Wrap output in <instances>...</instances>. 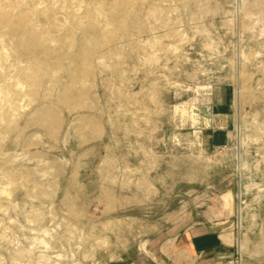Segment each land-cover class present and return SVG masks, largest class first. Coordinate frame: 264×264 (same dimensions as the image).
Returning a JSON list of instances; mask_svg holds the SVG:
<instances>
[{
    "label": "rangeland",
    "instance_id": "rangeland-1",
    "mask_svg": "<svg viewBox=\"0 0 264 264\" xmlns=\"http://www.w3.org/2000/svg\"><path fill=\"white\" fill-rule=\"evenodd\" d=\"M2 188L0 264H108L227 194L264 264V0H0Z\"/></svg>",
    "mask_w": 264,
    "mask_h": 264
},
{
    "label": "crops",
    "instance_id": "crops-1",
    "mask_svg": "<svg viewBox=\"0 0 264 264\" xmlns=\"http://www.w3.org/2000/svg\"><path fill=\"white\" fill-rule=\"evenodd\" d=\"M188 119L193 124L196 117ZM228 197V198H227ZM230 195L205 209H186L140 247L128 248L108 264H233Z\"/></svg>",
    "mask_w": 264,
    "mask_h": 264
},
{
    "label": "bare ground",
    "instance_id": "bare-ground-1",
    "mask_svg": "<svg viewBox=\"0 0 264 264\" xmlns=\"http://www.w3.org/2000/svg\"><path fill=\"white\" fill-rule=\"evenodd\" d=\"M17 83H18V86L21 87L22 84H21L19 81H18ZM4 188H5V187H4ZM6 192H7V189H3V188H2L0 193H6ZM45 231H46V230H45ZM44 243H45V242H44Z\"/></svg>",
    "mask_w": 264,
    "mask_h": 264
}]
</instances>
